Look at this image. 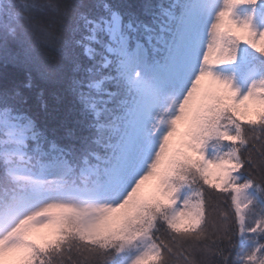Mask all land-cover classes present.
<instances>
[{
    "label": "snow or ice",
    "instance_id": "obj_1",
    "mask_svg": "<svg viewBox=\"0 0 264 264\" xmlns=\"http://www.w3.org/2000/svg\"><path fill=\"white\" fill-rule=\"evenodd\" d=\"M20 3L0 264H264V0Z\"/></svg>",
    "mask_w": 264,
    "mask_h": 264
},
{
    "label": "clouds",
    "instance_id": "obj_2",
    "mask_svg": "<svg viewBox=\"0 0 264 264\" xmlns=\"http://www.w3.org/2000/svg\"><path fill=\"white\" fill-rule=\"evenodd\" d=\"M39 21L40 14L24 8L20 0H5L0 10V24L5 28L13 27L17 35L23 34L30 41H35L39 35L31 29V25L38 24Z\"/></svg>",
    "mask_w": 264,
    "mask_h": 264
},
{
    "label": "trees",
    "instance_id": "obj_3",
    "mask_svg": "<svg viewBox=\"0 0 264 264\" xmlns=\"http://www.w3.org/2000/svg\"><path fill=\"white\" fill-rule=\"evenodd\" d=\"M59 2H66V0H59ZM82 2L87 7H92L97 2V0H82ZM110 2L117 3V2H121V0H110ZM41 47H43V45H41ZM15 78H16V81L18 83L22 82L24 80V73L23 72L16 73ZM34 79H35V82H36L38 88H42L45 86L44 83L42 81H40L38 77H35ZM2 86H3V81H0V87H2ZM25 91H27V90H25Z\"/></svg>",
    "mask_w": 264,
    "mask_h": 264
}]
</instances>
